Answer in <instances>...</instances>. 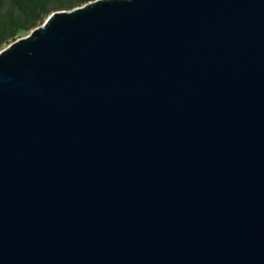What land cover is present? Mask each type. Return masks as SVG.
Returning <instances> with one entry per match:
<instances>
[{
    "label": "water",
    "instance_id": "obj_1",
    "mask_svg": "<svg viewBox=\"0 0 264 264\" xmlns=\"http://www.w3.org/2000/svg\"><path fill=\"white\" fill-rule=\"evenodd\" d=\"M0 264H264V0H95L1 50Z\"/></svg>",
    "mask_w": 264,
    "mask_h": 264
},
{
    "label": "trees",
    "instance_id": "obj_2",
    "mask_svg": "<svg viewBox=\"0 0 264 264\" xmlns=\"http://www.w3.org/2000/svg\"><path fill=\"white\" fill-rule=\"evenodd\" d=\"M95 0H0V50L23 33L41 26L57 11H70Z\"/></svg>",
    "mask_w": 264,
    "mask_h": 264
},
{
    "label": "rangeland",
    "instance_id": "obj_3",
    "mask_svg": "<svg viewBox=\"0 0 264 264\" xmlns=\"http://www.w3.org/2000/svg\"><path fill=\"white\" fill-rule=\"evenodd\" d=\"M30 33H31V32H30ZM30 33H23V34H21V35L19 36L18 39L24 38V37H26L27 35H29ZM18 39H17V40H18ZM5 47H7V46H5ZM5 47H3V49H4ZM3 49H1V50H3ZM1 50H0V51H1Z\"/></svg>",
    "mask_w": 264,
    "mask_h": 264
}]
</instances>
